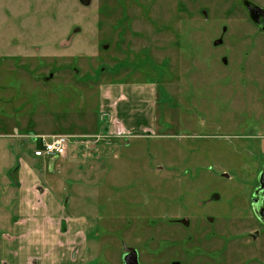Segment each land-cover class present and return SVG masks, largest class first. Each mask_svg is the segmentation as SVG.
I'll use <instances>...</instances> for the list:
<instances>
[{"label": "rangeland", "instance_id": "374dc122", "mask_svg": "<svg viewBox=\"0 0 264 264\" xmlns=\"http://www.w3.org/2000/svg\"><path fill=\"white\" fill-rule=\"evenodd\" d=\"M247 5L264 0H0V242L25 161L89 222L87 264H124V247L140 264H264V34ZM114 83L156 86L154 128L33 157V128H100Z\"/></svg>", "mask_w": 264, "mask_h": 264}, {"label": "crops", "instance_id": "0c3cea01", "mask_svg": "<svg viewBox=\"0 0 264 264\" xmlns=\"http://www.w3.org/2000/svg\"><path fill=\"white\" fill-rule=\"evenodd\" d=\"M98 93L99 107L96 118L101 121L100 128H96V125L92 131L80 132L72 126L69 129L73 133H67L65 136L78 139L96 136L99 130L121 134L144 132L154 128L157 93L154 84H103ZM17 108L18 106H15V110ZM45 116L48 121L51 120ZM104 122L105 126L102 124ZM20 123L17 124L14 119V126H8L13 128L9 130L11 139L22 136L16 130L19 131V127L26 128V124ZM52 124L57 125L55 122ZM0 130H5L1 124ZM30 131L35 134L62 135V132L55 130L45 133L33 128ZM44 159L52 163L65 158ZM50 179L51 177H41L28 162L22 161L18 175L16 217L9 232L2 235L0 242L2 264H87L89 261V243L86 237L89 222L69 211L70 203L64 202L60 189L53 185L62 186V183H55Z\"/></svg>", "mask_w": 264, "mask_h": 264}, {"label": "built area", "instance_id": "2783aa9c", "mask_svg": "<svg viewBox=\"0 0 264 264\" xmlns=\"http://www.w3.org/2000/svg\"><path fill=\"white\" fill-rule=\"evenodd\" d=\"M40 146L36 148L32 155L35 158H60L68 154L70 139L64 135H47L39 138Z\"/></svg>", "mask_w": 264, "mask_h": 264}, {"label": "water", "instance_id": "95a60500", "mask_svg": "<svg viewBox=\"0 0 264 264\" xmlns=\"http://www.w3.org/2000/svg\"><path fill=\"white\" fill-rule=\"evenodd\" d=\"M79 1L84 6H90L92 2V0H79ZM247 8L249 10V15L251 19L260 26L256 18L258 17V15L264 16V10L257 6H251V5H248ZM261 29L264 31V28L261 27ZM263 179H264V173L261 175V180ZM259 190L260 189H258V191L254 194V202H256L257 200L256 197H257V193L259 192ZM254 210H255V214L258 216L261 222L264 223V204H263V207L260 209V211H257L256 208H254ZM124 251L126 253L124 264H140L138 253L134 248L124 247Z\"/></svg>", "mask_w": 264, "mask_h": 264}, {"label": "flooded vegetation", "instance_id": "af4514ba", "mask_svg": "<svg viewBox=\"0 0 264 264\" xmlns=\"http://www.w3.org/2000/svg\"><path fill=\"white\" fill-rule=\"evenodd\" d=\"M248 6V5H247ZM258 7V6H257ZM260 8V7H259ZM262 9V8H261ZM247 10H248V8H247ZM264 10V9H263ZM248 13H249V10H248ZM249 17H250V15H249ZM250 19H251V17H250ZM252 20V19H251ZM256 20L259 22V24H260V26L262 27V28H264V16H261V15H258V17L256 18ZM252 22L254 23V25L258 28V30L262 33V34H264V31L261 29V27L256 23V22H254L253 20H252ZM264 173V169L262 170V172L259 174V177H258V181H259V183H260V186L258 187V188H256V190H255V192H254V194L258 191V189H260L259 190V192L257 193V197H256V202H254V196H253V209L254 208H256V210L257 211H260V209L263 207V204H264V179L263 180H261V175ZM261 182H262V184H261ZM254 213H255V210H254ZM255 216L257 217V219L261 222V220L258 218V216L255 214ZM262 224H264L263 222H261ZM137 251V250H136ZM125 253V252H124ZM137 253H138V251H137ZM125 256H126V253L124 254V256H123V258L125 259ZM138 257H139V253H138ZM123 259V260H124ZM139 263H140V261H139Z\"/></svg>", "mask_w": 264, "mask_h": 264}]
</instances>
